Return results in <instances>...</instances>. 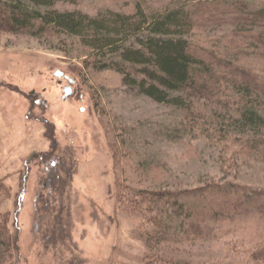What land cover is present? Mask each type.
I'll return each instance as SVG.
<instances>
[{"label": "trees", "instance_id": "16d2710c", "mask_svg": "<svg viewBox=\"0 0 264 264\" xmlns=\"http://www.w3.org/2000/svg\"><path fill=\"white\" fill-rule=\"evenodd\" d=\"M61 1L77 0H0V32L66 36L83 57V68H115L125 84L180 110L182 127L209 140L220 153L221 166L236 170L246 157L264 162V0L259 6L250 0H174L164 9L138 2L133 11L105 6L95 12L61 9L56 6ZM218 26L234 28L240 43L234 47L257 44L260 70L241 63L238 51H211L198 43L200 30ZM50 129L51 147L41 156L46 175L35 221L47 234L54 202L71 187ZM170 133L181 131L175 127ZM119 155L114 149L118 196L122 206L141 215L150 250L141 264H218L200 252L217 245L227 256L244 253L248 260L264 261V186L208 179L171 187L161 178L160 165L135 164L130 176ZM226 160L235 164H223ZM7 190L0 182V264H19L20 236L2 209ZM179 251L187 258H175Z\"/></svg>", "mask_w": 264, "mask_h": 264}, {"label": "rangeland", "instance_id": "374dc122", "mask_svg": "<svg viewBox=\"0 0 264 264\" xmlns=\"http://www.w3.org/2000/svg\"><path fill=\"white\" fill-rule=\"evenodd\" d=\"M173 1L77 0L56 6L89 12L105 6L133 11L138 2L147 9H164ZM250 2L263 4V0ZM210 28L199 31L200 45L217 52L238 51L241 63L260 70L263 60L257 56V44L234 47L240 43L233 27ZM61 38L0 32V182L8 189L2 209L20 236L19 264L143 262L150 252L144 226L138 212L121 205L114 149L120 153L119 164L129 165L130 176L135 164H158L164 173L161 178L171 187L195 186L208 179L264 186V162L246 157L236 170L221 166L218 149L201 134L182 127L180 110L125 84L115 68H83V57L77 56L66 36ZM57 69L73 82L57 76ZM68 84L74 91L63 97ZM175 127L181 133H170ZM50 128L56 133L52 146L56 140L57 154L69 171L63 177H70L71 187L64 199L54 202L57 213L52 210V216L57 221L53 217L47 234L45 226L35 221L46 175L41 156L51 147ZM230 162L223 164H235ZM210 242L201 245L205 248ZM200 250L202 258L211 257L218 264H264L248 260L244 253L227 256L219 245ZM185 256L180 251L174 254L179 259Z\"/></svg>", "mask_w": 264, "mask_h": 264}, {"label": "water", "instance_id": "95a60500", "mask_svg": "<svg viewBox=\"0 0 264 264\" xmlns=\"http://www.w3.org/2000/svg\"><path fill=\"white\" fill-rule=\"evenodd\" d=\"M55 74H56L57 76H60V77L64 76L65 78H68V80H69L71 83L73 82V79H72L71 77H67V76L64 74V72H63L62 70H60V69H57V70L55 71ZM63 91H64V95H63V97H66V96H68V95H70V94L73 93L74 88L72 87V85L68 84V85L64 86Z\"/></svg>", "mask_w": 264, "mask_h": 264}]
</instances>
